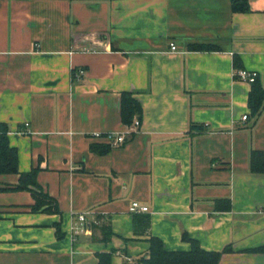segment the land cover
I'll return each instance as SVG.
<instances>
[{"label": "crops", "instance_id": "0c3cea01", "mask_svg": "<svg viewBox=\"0 0 264 264\" xmlns=\"http://www.w3.org/2000/svg\"><path fill=\"white\" fill-rule=\"evenodd\" d=\"M248 2L0 0V122L51 200L35 211L29 189H0V264H140L154 236L168 251L196 239L218 264H264V173L250 163L264 109L255 121L252 84L236 77L256 71L264 85V0ZM125 91L141 126L111 145L94 133L127 128ZM19 178L1 174L0 188ZM135 200L150 211L131 212ZM84 211L90 230L75 234Z\"/></svg>", "mask_w": 264, "mask_h": 264}, {"label": "trees", "instance_id": "16d2710c", "mask_svg": "<svg viewBox=\"0 0 264 264\" xmlns=\"http://www.w3.org/2000/svg\"><path fill=\"white\" fill-rule=\"evenodd\" d=\"M234 10L247 11L249 10L248 0H235ZM217 46L210 43H191V50H211ZM252 88L249 93V108L251 115L256 121L264 109V85L257 75L254 82L251 83ZM143 113V107L139 100L132 92H123L121 101L122 120L126 125H131L134 117L138 115L140 118ZM201 128L194 124L192 128ZM251 170L255 173H264V151L253 149L250 156ZM37 168L30 172H21L18 166L17 150L10 143L8 129L3 124H0V175L1 174H19V182L16 185L2 186V190H23L29 189L35 198L33 210L43 208L49 200V195L41 190L37 181ZM225 203L226 209L231 207L230 200H222ZM146 225H149L148 219ZM104 238L107 240L111 236L109 227L102 228ZM185 238L187 237L184 234ZM99 264H112L111 253H99ZM221 257V252L207 251L203 249L196 239L192 241V247L189 251H168L165 249L163 242L158 237L151 238V249L148 257L142 259L140 264H218Z\"/></svg>", "mask_w": 264, "mask_h": 264}, {"label": "built area", "instance_id": "2783aa9c", "mask_svg": "<svg viewBox=\"0 0 264 264\" xmlns=\"http://www.w3.org/2000/svg\"><path fill=\"white\" fill-rule=\"evenodd\" d=\"M170 47L172 51H177V45L174 42H171ZM84 73H85V70L83 68L74 70V75L78 80L82 79ZM257 75H258V72L247 70V69H241L236 73L237 78L248 81L250 83L255 81V79L257 78ZM247 118H248V115L243 116L244 120H246ZM140 126H141V121L139 118H136L133 121V123L131 125H127V128L122 132H111L108 134H104L101 132H95L94 136L95 137H106L108 139L109 144L117 146V145H121L125 143L129 135H132L135 132H138L140 129ZM31 132L32 131L30 129L29 123H26L25 126L20 129V133L22 134H29ZM130 211L133 213L149 212L150 208L148 205L135 200L130 204ZM88 215H89L88 211L79 212V213L74 214L77 221L74 224V226L71 227V230L75 234L89 232L91 224L88 220Z\"/></svg>", "mask_w": 264, "mask_h": 264}]
</instances>
